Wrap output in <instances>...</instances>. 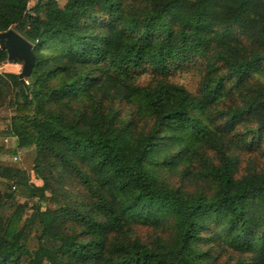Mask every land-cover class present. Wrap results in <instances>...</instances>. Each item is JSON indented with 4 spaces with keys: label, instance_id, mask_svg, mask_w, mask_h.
<instances>
[{
    "label": "trees",
    "instance_id": "1",
    "mask_svg": "<svg viewBox=\"0 0 264 264\" xmlns=\"http://www.w3.org/2000/svg\"><path fill=\"white\" fill-rule=\"evenodd\" d=\"M30 2L0 0L36 59L0 111L39 183L0 163V264H264V0Z\"/></svg>",
    "mask_w": 264,
    "mask_h": 264
},
{
    "label": "rangeland",
    "instance_id": "2",
    "mask_svg": "<svg viewBox=\"0 0 264 264\" xmlns=\"http://www.w3.org/2000/svg\"><path fill=\"white\" fill-rule=\"evenodd\" d=\"M66 0H57V2L60 4V6H63L65 4ZM36 3V0H31L30 7L34 6ZM23 70V63H18L17 61H7V63L0 65V72L2 73H16L21 74ZM29 79V78H28ZM27 80V79H26ZM175 82L184 85L190 90H195L197 87L198 82V76L191 72L188 74H178L173 79ZM13 99L11 100V103ZM14 115V109L9 105V107H5L0 111V163L6 167H10L12 169H19L23 173H25V177H20V180L30 184V185H38V180L36 179L34 173H33V163H34V154L35 149L34 148H28V149H19L17 147V140L16 138L7 135L5 132L6 128L8 127L11 117ZM264 162V159L262 160ZM8 187L11 185H9ZM11 191L14 193L16 197V203H19L21 205H27V209L24 213L23 219H22V225H25L28 223L29 219L32 216L33 208L37 207L39 204V201L36 199H32L29 197L28 190L24 187H16L14 188L13 185H11ZM42 211L45 210L46 206L43 204ZM8 206L5 207L4 212H7ZM6 214V213H5ZM33 234V233H32ZM34 237V236H33ZM32 246H36V242H31Z\"/></svg>",
    "mask_w": 264,
    "mask_h": 264
},
{
    "label": "water",
    "instance_id": "3",
    "mask_svg": "<svg viewBox=\"0 0 264 264\" xmlns=\"http://www.w3.org/2000/svg\"><path fill=\"white\" fill-rule=\"evenodd\" d=\"M0 48L7 51L8 61H20L23 70L20 76L21 84L28 90L27 80L35 67L36 59L33 46L14 30L0 34Z\"/></svg>",
    "mask_w": 264,
    "mask_h": 264
}]
</instances>
